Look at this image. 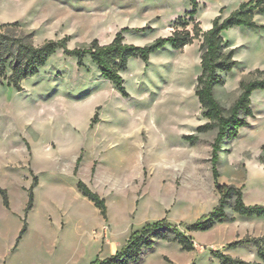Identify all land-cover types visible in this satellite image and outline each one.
<instances>
[{
	"label": "rangeland",
	"instance_id": "rangeland-1",
	"mask_svg": "<svg viewBox=\"0 0 264 264\" xmlns=\"http://www.w3.org/2000/svg\"><path fill=\"white\" fill-rule=\"evenodd\" d=\"M221 1L201 0L206 4L203 17L213 14ZM144 2L0 0V24H12L13 33H31L36 45L68 37L73 48L94 38L107 42L120 30L117 18ZM185 2L172 0L173 12ZM163 20L157 21L160 28ZM254 21L264 25V14L257 13ZM234 29L226 34L237 50L239 63L233 71L248 79L254 69L264 70V27ZM166 56L186 66V90L177 92L170 82L171 88L162 91L163 83L156 82L141 97L142 90L128 82L130 96L124 97L99 76L89 56L80 67L61 50L37 74L23 79L20 91L0 83V186L9 199L6 208L0 197V264H89L113 254L146 221L166 217L176 225L190 224L217 204L209 162L215 130L200 134L192 146L182 139L201 121L194 95L197 71L188 72L186 58ZM233 82L229 80L235 87ZM237 89L228 94L217 90L216 97L228 107ZM258 91L249 129L222 144L218 161L219 182L242 187L243 200L251 205L264 204V165L259 161L264 89ZM35 176L33 207L25 213ZM79 179L105 199L106 219L76 188ZM228 212L233 220L206 231L186 232L180 226L193 240L192 251L160 240L135 264H219L212 255L216 250L260 261L254 241L227 245L262 237L264 216H241L230 207Z\"/></svg>",
	"mask_w": 264,
	"mask_h": 264
},
{
	"label": "trees",
	"instance_id": "trees-1",
	"mask_svg": "<svg viewBox=\"0 0 264 264\" xmlns=\"http://www.w3.org/2000/svg\"><path fill=\"white\" fill-rule=\"evenodd\" d=\"M190 9L183 16L175 19L172 32L167 36H159L145 45H136L124 41L123 32L127 27L117 31L113 39L106 44H101L94 38L88 43L69 48L68 37L60 39H48L40 45L34 44L31 33H13L10 31V23L0 24V83L20 91L23 79L38 73L46 59L61 50L66 56H73L78 66L83 65V59L89 56L95 64L103 79L109 81L113 87L124 97L128 96L120 74L126 68L130 57H139L147 61L150 54L169 44L173 49L181 50L185 45L191 44L199 39L201 72L196 78L194 94L201 109V116L207 121L198 125L195 132L182 135V139L189 145H194L199 140V134L215 130V136L211 143L210 167L213 186L218 194L217 204L213 209L200 216L190 224L182 223L176 225L166 217L146 221L140 227L129 234L127 240L113 254L105 258L96 257L89 264H135L142 260L147 251L153 248L157 241L164 240L176 242L184 251H192L194 243L186 232L206 231L216 223L233 220V215L228 212L230 207L232 213L245 217L264 216V204H246L243 200L242 187L233 184L219 182V152L224 142L236 138L241 127L249 125L248 118L253 117L251 108V93L257 89H264V70L254 69L250 72V78L240 80L239 94L237 98L225 108L214 94L216 86L225 83L226 74L230 72L237 63L234 58L235 48H228L224 43L222 31L234 26L264 27L254 21V14H264V0H248L240 3L237 9L228 16L222 17L221 11L212 20V26L207 30L200 28L195 19L198 9L197 0H189ZM262 154L259 161L264 165V145L261 147ZM224 151V149H223ZM228 153V149H225ZM81 161L79 156L73 169L74 175ZM37 184V177L33 178L28 188L27 204L25 213H28L34 203L33 187ZM76 188L79 192L92 202L100 215L106 219L107 206L105 199L93 191L84 181L77 180ZM0 197L4 207L9 208L7 190L0 186ZM185 227V231L181 227ZM25 232V225L20 230L19 237ZM254 241L257 247V255L260 261H247L230 256L229 254L212 251V255L219 260V264H264V235L260 238H243L229 243L228 248ZM195 264V263H190Z\"/></svg>",
	"mask_w": 264,
	"mask_h": 264
},
{
	"label": "crops",
	"instance_id": "crops-1",
	"mask_svg": "<svg viewBox=\"0 0 264 264\" xmlns=\"http://www.w3.org/2000/svg\"><path fill=\"white\" fill-rule=\"evenodd\" d=\"M245 1H248V0H223L219 2L217 10L213 14L205 18L203 17V13H204L206 4L203 3V5H201V0H197L198 9L195 15V19L199 22L200 28L205 31L212 26V20L216 15L219 14V11L221 8H222L221 16L226 17L233 10L237 9L240 3L245 2ZM171 2L172 0H145V2L139 5L138 7L135 6V7H131L127 9V14L123 16H119L117 18L120 29L123 27L128 28L127 31L123 32L124 41L127 43H133L136 45H145L146 42L149 43L152 39L154 40L155 38L159 36L170 35L173 30L172 25L175 19L178 18L179 16H183L185 12L190 9V2L189 0H186L184 8L174 13L173 5L171 4ZM256 14L257 13L254 14V18ZM163 16H164V20H163L164 23L163 25H161V28H160L159 27L160 22H157V21H159ZM146 26H149L150 29H144ZM235 27L237 26H234L228 30H224L221 33L226 46L228 48H235L234 58L237 57L236 56L237 50H236V47H234L235 44L227 43L226 34H228V32H230L231 30H235L234 29ZM116 32L117 30L114 31L110 40H108L107 42L101 43V44L109 43L113 39ZM200 42L201 41L199 39H196L191 44L185 45L181 50L173 49L169 44H166L162 48L151 53L146 62L140 59L139 57H130L128 59L126 68L120 72L123 78V81H124L123 85L125 89L127 88L128 82H130L131 84L138 86L140 90H142L140 92V96L142 97L145 95L143 93H146L147 91H149L151 84L154 85V83L156 82L163 83V86L161 87V89L162 91H164L166 87L171 88L170 82L171 83L173 82L172 88L173 89L175 88L176 89L175 91L182 92L183 89L186 90V86L184 85L183 80H182L183 75L188 74L186 73V70L184 69L186 66L182 67L180 64L175 63L174 60H172V58H168L166 55L169 54V55H173L174 57L188 59L189 62L187 63V66H189L188 64H190V70H188V72L192 73V71L194 70L197 71V75L195 77V81H196L197 76L201 72L200 50H199ZM238 63L239 61L237 60L236 65ZM236 65L234 66V68H236ZM234 68L226 74L224 85L216 86L214 88L215 96H216L217 90L222 89L226 94H228V93H231V91H234V89L238 87L235 93V97L233 98V101L237 98L239 94V82L241 79L240 77H238L236 73L237 71H233L235 70ZM98 74L99 76H101L99 70H98ZM155 74H157V76H155ZM235 75H237V77ZM157 79H159V81H157ZM229 80L234 81L233 84H235L236 86L234 85L235 87H233L231 85L232 83L229 84ZM258 90L259 89L254 90L251 93V96H250L251 103H253L252 101L253 96L260 92ZM129 96H130V93L128 92L127 97ZM220 103L222 104L221 101ZM224 107L227 108L226 106ZM206 121L207 119L201 116L200 124H203ZM198 125L194 127V132H195V128ZM249 125L239 128L238 134H239V131L241 134V132L244 131V129H249L248 128ZM263 143H264V140L263 142L260 143V145Z\"/></svg>",
	"mask_w": 264,
	"mask_h": 264
}]
</instances>
